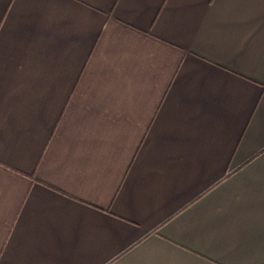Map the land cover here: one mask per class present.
Returning <instances> with one entry per match:
<instances>
[{
	"label": "crops",
	"instance_id": "1",
	"mask_svg": "<svg viewBox=\"0 0 264 264\" xmlns=\"http://www.w3.org/2000/svg\"><path fill=\"white\" fill-rule=\"evenodd\" d=\"M0 264H264V0H0Z\"/></svg>",
	"mask_w": 264,
	"mask_h": 264
}]
</instances>
